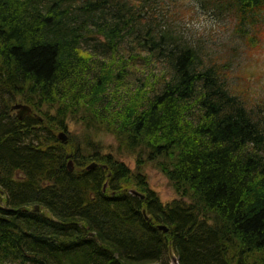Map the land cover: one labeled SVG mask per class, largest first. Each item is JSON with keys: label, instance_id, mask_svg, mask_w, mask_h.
<instances>
[{"label": "trees", "instance_id": "obj_1", "mask_svg": "<svg viewBox=\"0 0 264 264\" xmlns=\"http://www.w3.org/2000/svg\"><path fill=\"white\" fill-rule=\"evenodd\" d=\"M158 2L0 0V264H264V100ZM199 2L259 45L264 0Z\"/></svg>", "mask_w": 264, "mask_h": 264}, {"label": "rangeland", "instance_id": "obj_2", "mask_svg": "<svg viewBox=\"0 0 264 264\" xmlns=\"http://www.w3.org/2000/svg\"><path fill=\"white\" fill-rule=\"evenodd\" d=\"M156 7L162 11L161 13L170 23L177 25L178 31L185 38H190L194 42L199 41L203 52L210 54L214 61L231 62L234 65L231 72L227 74L231 86L238 81L245 88L247 83L250 98L255 99L260 96L264 100V35L260 36L262 39L259 45L253 48L239 44L235 38V25L231 17L206 9L199 0H159ZM98 40L102 41V37ZM238 73L242 79L237 78ZM244 79L247 81L244 82ZM82 129L83 127L78 123L68 121L67 131H63L67 142L70 136H79ZM95 141L102 145L103 153L115 150L114 140L109 135H97ZM118 159L130 170L135 169L133 156H121ZM142 171L147 178L149 188L155 192L162 203H169L177 198L167 179L151 165H145ZM174 258L172 253L169 254L168 264H172Z\"/></svg>", "mask_w": 264, "mask_h": 264}, {"label": "water", "instance_id": "obj_3", "mask_svg": "<svg viewBox=\"0 0 264 264\" xmlns=\"http://www.w3.org/2000/svg\"><path fill=\"white\" fill-rule=\"evenodd\" d=\"M11 111L16 113V117L19 121H22L25 117H28L32 114V110L29 106L24 105V104H14L13 106H11ZM58 139L61 143H66L67 142V137L65 135L64 132H61L58 134ZM71 156L68 157V162H67V170L69 172H73L74 170V165L71 161ZM96 165L94 163L90 164L86 170H90L93 169ZM135 194V193H134ZM142 198V197H141ZM35 211H38V207H35ZM158 230L162 231L163 233L167 232V229L165 226H159ZM172 264H177L176 260L173 259L172 260Z\"/></svg>", "mask_w": 264, "mask_h": 264}]
</instances>
